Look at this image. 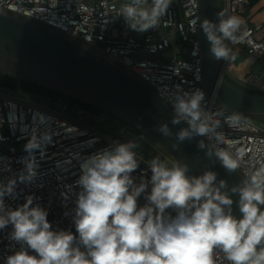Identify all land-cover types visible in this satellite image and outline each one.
Here are the masks:
<instances>
[{
	"label": "built area",
	"instance_id": "1",
	"mask_svg": "<svg viewBox=\"0 0 264 264\" xmlns=\"http://www.w3.org/2000/svg\"><path fill=\"white\" fill-rule=\"evenodd\" d=\"M129 2L0 0V11L53 28L105 56L144 82L176 115L177 98L188 100L199 89L204 98L197 124L204 123L209 129L199 136L219 155L227 154L235 161L236 170L248 181L255 171L264 168V121L229 110L205 91L198 0H170L159 23L145 31L131 28L121 13L120 8ZM249 8V0H221L225 16L240 17ZM242 20L236 39L224 41L230 57L222 59L223 75L252 93L264 95V36H256L262 25ZM236 48H241V53ZM235 54L244 55L237 65L232 63ZM231 116L238 119L228 120ZM180 119L191 128L187 118ZM33 139L38 146L27 148ZM128 142L135 145L132 151L138 160V168L131 173L134 186L142 182L146 185L137 201L142 207L148 204L150 162L154 159L143 149L142 143L148 144L144 136L116 117L63 97L0 88V184L15 181L4 203L15 209L32 197V206L46 210L53 230L70 231L78 238L74 218L82 190L78 184L82 165L116 143ZM175 215L173 209H166L164 218ZM12 230L11 224L0 229V264H6L7 256L22 246L10 239ZM24 247L30 255H36ZM212 259L214 264H230L219 249L213 251Z\"/></svg>",
	"mask_w": 264,
	"mask_h": 264
},
{
	"label": "clouds",
	"instance_id": "2",
	"mask_svg": "<svg viewBox=\"0 0 264 264\" xmlns=\"http://www.w3.org/2000/svg\"><path fill=\"white\" fill-rule=\"evenodd\" d=\"M169 4L170 0H130L120 11L131 28L145 31L159 23ZM218 16V24L205 19L201 27L212 56L227 60L230 50L224 41H234L244 21L224 13ZM203 98L197 89L188 100L178 97L175 105L177 116L187 118L198 135L209 131L204 123L197 124ZM160 131L170 135L167 127ZM188 137V131L178 135L181 141ZM37 146L35 139L26 145L29 149ZM134 147L132 142L116 143L82 165L78 180L82 190L74 218L78 238L70 231L53 230L46 210L32 206V197L15 209L6 207L4 196L12 194L15 181L0 184V229L11 224L10 239L22 245L7 256L6 264H214L215 249L230 264H264V168L255 171L239 190L242 215L238 219L230 211L232 199L213 187L214 173L189 178L186 166L169 168L154 158L148 204L138 207L146 185L134 186L131 177L138 168ZM220 159L229 170L238 167L227 154H220ZM28 170L32 171L31 165ZM166 209L176 215L165 220ZM24 245L36 255H30Z\"/></svg>",
	"mask_w": 264,
	"mask_h": 264
},
{
	"label": "water",
	"instance_id": "3",
	"mask_svg": "<svg viewBox=\"0 0 264 264\" xmlns=\"http://www.w3.org/2000/svg\"><path fill=\"white\" fill-rule=\"evenodd\" d=\"M198 5L205 91L237 114L264 117V95L228 80L223 75L222 59H215L210 52L201 22L207 19L219 23L221 0H198ZM0 74L61 92L120 119L168 154L175 164L186 166L189 178L214 173L213 187L232 199L230 211L241 217L238 193L246 178L236 169H227L220 155L144 82L105 56L53 28L0 11ZM175 119L179 123H174ZM161 127H167L170 135H164ZM181 131L189 132L183 141L178 139ZM225 211H229L227 206Z\"/></svg>",
	"mask_w": 264,
	"mask_h": 264
},
{
	"label": "trees",
	"instance_id": "4",
	"mask_svg": "<svg viewBox=\"0 0 264 264\" xmlns=\"http://www.w3.org/2000/svg\"><path fill=\"white\" fill-rule=\"evenodd\" d=\"M256 1H258V0H249L250 4H254ZM231 82H233V81H231ZM233 83L236 84L237 86H239L240 88L247 90L246 88L240 86L239 84H237L235 82H233ZM0 87L17 89V90L27 91V92H38V93H42L45 95H50L52 97H63L65 99H67L69 102L78 104L84 108H87V109H90L93 111H97V112H103L98 108H95L89 104H86V103L79 101L77 99H74L72 97L66 96V95L62 94L61 92L53 91V90L44 88L42 86H39L37 84L30 83L26 80H19V79L10 77V76L5 75V74H0ZM247 91H249V90H247ZM248 117H250L256 121H264V117H261V116H248Z\"/></svg>",
	"mask_w": 264,
	"mask_h": 264
},
{
	"label": "crops",
	"instance_id": "5",
	"mask_svg": "<svg viewBox=\"0 0 264 264\" xmlns=\"http://www.w3.org/2000/svg\"><path fill=\"white\" fill-rule=\"evenodd\" d=\"M242 16L251 24H261L262 28L256 33V36H264V0H258L254 4H250V8ZM235 50L241 53L238 48Z\"/></svg>",
	"mask_w": 264,
	"mask_h": 264
},
{
	"label": "rangeland",
	"instance_id": "6",
	"mask_svg": "<svg viewBox=\"0 0 264 264\" xmlns=\"http://www.w3.org/2000/svg\"><path fill=\"white\" fill-rule=\"evenodd\" d=\"M239 51L241 48H238ZM244 59V55H234L232 59V63L237 65ZM127 125V124H126ZM129 128H131L129 125H127ZM132 129V128H131ZM133 130V129H132ZM147 143L145 142L142 143L143 149L146 151L147 154H151L154 158H158L162 163H165L167 167L171 168L175 162L172 160L171 157L167 155V159H165L160 153H158L155 150H152L153 148H156L152 142H150L148 139H146ZM160 150V149H159ZM162 152V151H161ZM164 153V152H163ZM165 154V153H164Z\"/></svg>",
	"mask_w": 264,
	"mask_h": 264
},
{
	"label": "bare ground",
	"instance_id": "7",
	"mask_svg": "<svg viewBox=\"0 0 264 264\" xmlns=\"http://www.w3.org/2000/svg\"><path fill=\"white\" fill-rule=\"evenodd\" d=\"M220 13H222L221 11H220ZM243 15V14H242ZM240 16L242 19H245V18H243V16ZM220 18H223V17H220ZM247 22H249L247 19H245ZM250 23V22H249ZM251 24V23H250ZM1 88V87H0ZM151 142V141H150ZM154 144V143H153ZM154 146H156L155 144H154ZM156 148H157V150H155V151H157L158 153H160L165 159H167V155L168 154H166L164 151H162L158 146H156ZM160 149V150H159ZM162 151V152H161ZM165 154H164V153ZM169 156V155H168ZM170 157V156H169Z\"/></svg>",
	"mask_w": 264,
	"mask_h": 264
}]
</instances>
